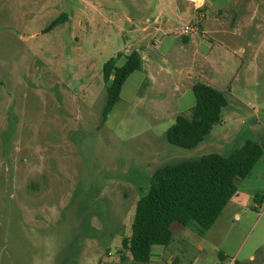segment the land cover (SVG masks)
<instances>
[{"label":"rangeland","instance_id":"374dc122","mask_svg":"<svg viewBox=\"0 0 264 264\" xmlns=\"http://www.w3.org/2000/svg\"><path fill=\"white\" fill-rule=\"evenodd\" d=\"M133 50L166 92L135 71L102 124L103 65ZM196 82L227 106L183 149L165 133ZM247 140L264 145V0H0V264H130L121 243L151 175ZM237 190L204 236L178 225V264H264V156Z\"/></svg>","mask_w":264,"mask_h":264},{"label":"trees","instance_id":"16d2710c","mask_svg":"<svg viewBox=\"0 0 264 264\" xmlns=\"http://www.w3.org/2000/svg\"><path fill=\"white\" fill-rule=\"evenodd\" d=\"M62 22V16L56 18L46 31ZM121 58L123 63L117 65ZM141 69L142 55L137 50L118 53L103 65L106 100L101 110L102 124L119 102L126 79ZM191 91L195 102L189 115L177 114L165 133L170 145L183 149L201 143L213 126L221 123V111L227 106L225 95L205 83H194ZM262 156L264 145L247 140L227 155L207 154L158 168L149 178L146 193L135 204L130 235L121 243V261H126L127 253L130 264H146L153 246H168L172 241L173 222L204 236L237 193V181L248 177ZM254 201L260 204L262 196L257 195Z\"/></svg>","mask_w":264,"mask_h":264},{"label":"crops","instance_id":"0c3cea01","mask_svg":"<svg viewBox=\"0 0 264 264\" xmlns=\"http://www.w3.org/2000/svg\"><path fill=\"white\" fill-rule=\"evenodd\" d=\"M124 61V59H123ZM156 62L153 58L150 56H143L142 55V73L146 76V83H145V88L147 90H153V92L158 91L157 88L159 87V92L160 94H165V86L162 82L159 83L157 78L155 77L153 70L156 68ZM155 90V91H154ZM140 98H144V96H140ZM163 104L165 103L164 101L162 102ZM160 105V103H158ZM165 105V104H164ZM177 115V114H176ZM176 117V116H175ZM246 179V178H245ZM242 179V180H245ZM239 190V189H238ZM238 190L237 193L231 198V200L228 202L224 210L222 211L221 215L218 217L217 221H219L222 216L225 215V213H233L235 212L239 206H240V198L238 196ZM250 197L247 196L246 199V204L245 206L250 205ZM235 219H239V215L237 213L234 214ZM133 219V217H132ZM216 221V222H217ZM132 223V221H131ZM179 223L173 222L171 224V232L172 235H174L176 232L181 231V226H178ZM215 225V224H214ZM131 227V226H130ZM173 238V236H172ZM200 251H202L201 248H199ZM128 255V254H127ZM180 256H183L182 252L180 251L179 255H176L174 252V249L169 248V246H153L151 249V256L149 261L146 264H178L180 262ZM130 257V256H129ZM250 260H253V257H250ZM225 261V258L221 260V264Z\"/></svg>","mask_w":264,"mask_h":264},{"label":"built area","instance_id":"2783aa9c","mask_svg":"<svg viewBox=\"0 0 264 264\" xmlns=\"http://www.w3.org/2000/svg\"><path fill=\"white\" fill-rule=\"evenodd\" d=\"M222 264H238L236 257H231L225 260Z\"/></svg>","mask_w":264,"mask_h":264}]
</instances>
